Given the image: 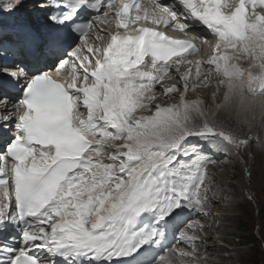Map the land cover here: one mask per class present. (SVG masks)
<instances>
[{"label":"snow or ice","instance_id":"1","mask_svg":"<svg viewBox=\"0 0 264 264\" xmlns=\"http://www.w3.org/2000/svg\"><path fill=\"white\" fill-rule=\"evenodd\" d=\"M28 7L0 2L27 58L0 62V264H202L235 203L209 164L264 143V0Z\"/></svg>","mask_w":264,"mask_h":264},{"label":"rangeland","instance_id":"2","mask_svg":"<svg viewBox=\"0 0 264 264\" xmlns=\"http://www.w3.org/2000/svg\"><path fill=\"white\" fill-rule=\"evenodd\" d=\"M258 145L260 143L254 145L249 152L247 163L241 157L229 159L216 156L213 158L214 163L208 166L209 173L214 177L212 192L216 191L218 185H223L224 194L233 193L235 203L228 206L231 210L227 216L221 215L219 219H214L216 214L223 213L225 203L218 197H212V216L203 221L205 228L210 226L208 235L211 239L201 247H215V251L202 254L208 257L202 264H242L244 261L247 264H264V178L257 172V166L249 163L253 157L252 152ZM218 225L223 227L220 234L223 240L217 237ZM254 238L256 241H253ZM173 246L177 250L184 247L178 243Z\"/></svg>","mask_w":264,"mask_h":264},{"label":"bare ground","instance_id":"3","mask_svg":"<svg viewBox=\"0 0 264 264\" xmlns=\"http://www.w3.org/2000/svg\"><path fill=\"white\" fill-rule=\"evenodd\" d=\"M0 2H2V0H0ZM28 9H30V12L32 11V0H29V7H28ZM25 15H26V13L22 10L20 13H17L15 16H8V15L5 14V15L2 16V18H0V27H2V29H3V34H4V41L3 42H4L5 47H8V48L15 47L18 50L19 47L21 46V43L19 41H17V43H16L15 46L12 43H10L9 41L10 40H16L17 39L15 29L21 23H23V17ZM98 25H99V27L97 26L98 28H104L105 31H112L115 28V24H112V27L111 28H109L108 25L103 24L101 22H98ZM96 30L97 29L94 28L92 30V32L94 33ZM200 35L207 36V33L201 31ZM89 42H91V40ZM85 54H87V53L85 52ZM13 59H15L17 61H19V60H25V62H27L26 56H23V55H16L14 57L13 56H9L6 61H0V62L11 63ZM69 68H70V66H66L65 70H63V71H68ZM78 71H79V69H78ZM213 83H215V82H213ZM157 87H159V86H157ZM252 153H253V157H252V159L250 160L249 163H251L252 166L253 165L254 166H257V172H259V174L264 178V145H263V143H260V145H258L257 147H255V150ZM258 165H259V167H258ZM248 184H250V182L247 183V185ZM210 220H211V218H210ZM177 243L179 245L182 244V243H179V242H177ZM175 244L176 243H174V245ZM204 264H206V263H204Z\"/></svg>","mask_w":264,"mask_h":264},{"label":"clouds","instance_id":"4","mask_svg":"<svg viewBox=\"0 0 264 264\" xmlns=\"http://www.w3.org/2000/svg\"><path fill=\"white\" fill-rule=\"evenodd\" d=\"M188 34L195 35L194 33H188ZM208 52H209V49L205 48V53L207 54Z\"/></svg>","mask_w":264,"mask_h":264},{"label":"trees","instance_id":"5","mask_svg":"<svg viewBox=\"0 0 264 264\" xmlns=\"http://www.w3.org/2000/svg\"><path fill=\"white\" fill-rule=\"evenodd\" d=\"M253 241H256V238H254V240ZM253 243H255V242H253Z\"/></svg>","mask_w":264,"mask_h":264}]
</instances>
